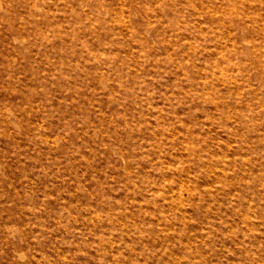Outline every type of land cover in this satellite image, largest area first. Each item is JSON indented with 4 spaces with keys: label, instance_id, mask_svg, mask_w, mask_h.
Listing matches in <instances>:
<instances>
[{
    "label": "rangeland",
    "instance_id": "rangeland-1",
    "mask_svg": "<svg viewBox=\"0 0 264 264\" xmlns=\"http://www.w3.org/2000/svg\"><path fill=\"white\" fill-rule=\"evenodd\" d=\"M141 1L0 0V264H264V0Z\"/></svg>",
    "mask_w": 264,
    "mask_h": 264
},
{
    "label": "bare ground",
    "instance_id": "bare-ground-1",
    "mask_svg": "<svg viewBox=\"0 0 264 264\" xmlns=\"http://www.w3.org/2000/svg\"><path fill=\"white\" fill-rule=\"evenodd\" d=\"M12 1H13V0H12ZM40 1H41V0H40ZM90 1H91V0H90ZM140 1H141V0H140ZM156 1H157V0H156ZM160 1L163 2V0H160ZM222 1H223V0H222ZM230 1H231V0H230ZM238 1H239V0H238ZM7 2H8V1H7ZM34 2H35V1H34ZM95 2H97V1H95ZM98 2H99V1H98ZM102 2H103V0H102ZM120 2H121V1H120ZM120 2H119V3H120ZM125 2H126V1H125ZM127 2H128V0H127ZM141 2H143V0H142ZM144 2H145V1H144ZM162 2H161V3H162ZM224 2H225V1H224ZM240 2H241V1H240ZM9 3H10V2H9ZM12 3H13V2H12ZM14 3H15V2H14ZM35 3H36V2H35ZM89 3H90V2H89ZM91 3H92V2H91ZM104 3H105V2H104ZM232 3H233V2H231V4H232ZM237 3H238V2L236 1V5H237ZM37 4H38V3H37ZM122 4H123V3H122ZM134 4H135V3H134ZM153 4H154V3H153ZM157 4H159V3H157ZM218 4H219V3H218ZM224 4H225V3H224ZM234 4H235V3H234ZM7 5H8V4H7ZM12 5H13V4H12ZM81 5H83V4H81ZM89 5H90V4H89ZM124 5H125V4H124ZM124 5H123V8H124ZM126 5H127V4H126ZM132 5H133V4H132ZM148 5H151V4H148ZM155 5H156V4H155ZM168 5H169V4H168ZM232 5H233V4H232ZM26 6H27V5H26ZM78 6H79V5H78ZM136 6H137V5H136ZM144 6H145V4H144ZM152 6H153V5H152ZM219 6H220V5H219ZM225 6H226V4H225ZM89 7H90V6H89ZM108 7H109V6H108ZM108 7H106V8H108ZM149 7H150V6H149ZM170 7H171V6H170ZM204 7H205V6H204ZM220 7H221V6H220ZM227 7H228V6H227ZM231 7H232V6H231ZM16 8H17V6H16ZM101 8H102V7H101ZM120 8H121V7H120ZM130 8H131V7H130ZM145 8H146V6H145ZM171 8H172V7H171ZM232 8H233V7H232ZM109 9H110V7H109ZM148 9H149V8H148ZM160 9H161V8H160ZM163 9H164V8H163ZM203 9H204V8H203ZM225 9H227V8H225ZM233 9H234V8H233ZM3 10H4V9H3ZM3 10H2V11H3ZM5 10H6V9H5ZM5 10H4V11H5ZM70 10H71V9H70ZM123 10H124V9H123ZM130 10H131V9H130ZM141 10H142V9H141ZM165 10H166V9H165ZM215 10H217V9H215ZM222 10H223V9H222ZM105 11H106V10H105ZM105 11H104V12H105ZM126 11H127V10H126ZM142 11H143V10H142ZM167 11H168V10H166V12H167ZM207 11H208V10H207ZM211 11H212V10H211ZM224 11L226 12V10H224ZM237 11H238V10H237ZM110 12H111V11H110ZM123 12H124V11H123ZM130 12H131V11H130ZM130 12H129V13H130ZM135 12H136V11H135ZM149 12H150V11H149ZM153 12H154V11H153ZM171 12H172V11H171ZM243 12H244V11H243ZM9 13H10V11H9ZM106 13H107V12H106ZM117 13H118V16H121V14H122V10H117V11H116V14H117ZM189 13H190V12H189ZM199 13H200V12H199ZM215 13H216V15H217V12H215ZM13 14H14V13H13ZM161 14H162V13H161ZM161 14H160V15H161ZM208 14H210V12H208ZM219 14H220V13H219ZM163 15H164V14H163ZM211 15H213V14H211ZM124 16H125V15H124ZM151 16L154 17L155 15H151ZM173 16H175V15H173ZM147 17H148V16H147ZM168 17H169V16H168ZM168 17H166V18H168ZM125 18H126V17H125ZM161 18H162V17H161ZM163 18H164V17H163ZM163 18H162V19H163ZM147 19H149V18H147ZM154 19H156V18H154ZM162 19H161V21H162ZM170 19H171V18H170ZM163 20H165V19H163ZM128 21H129V20H128ZM154 21H155V20H154ZM149 22H150V21H149ZM162 22H163V21H162ZM177 22H178V21H177ZM157 23H158V21H157ZM178 23H180V22H178ZM182 23H183V22H182ZM182 23H181V24H182ZM247 23H248V22H247ZM142 24H143V23H142ZM142 24H141V25H142ZM154 24H155V23H154ZM146 25H147V24H146ZM148 25H149V27L151 26L150 24H148ZM158 25H159V24H158ZM178 25H180V24H178ZM251 25H252V24H251ZM182 26H183V25H182ZM180 27H181V26H180ZM146 29H147V27H146ZM156 29H157V28H156ZM156 29H155V30H156ZM157 32H158V31H157ZM186 37H187V36H186ZM168 51H170V50H168ZM129 59H130V58H129ZM43 138H44V137H43ZM0 165H1V164H0ZM235 201H236V200H235ZM134 250H135V249H134ZM155 254H156V253H155Z\"/></svg>",
    "mask_w": 264,
    "mask_h": 264
}]
</instances>
